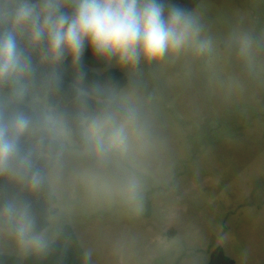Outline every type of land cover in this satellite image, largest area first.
I'll list each match as a JSON object with an SVG mask.
<instances>
[{
    "label": "rangeland",
    "instance_id": "rangeland-1",
    "mask_svg": "<svg viewBox=\"0 0 264 264\" xmlns=\"http://www.w3.org/2000/svg\"><path fill=\"white\" fill-rule=\"evenodd\" d=\"M190 13L203 53L94 69L120 71L127 84L108 105L135 106L150 125L148 147L134 143L112 166L138 180L135 202L85 179L84 130L77 141L53 128L46 98L0 90V105H27L60 147L61 178L48 180L57 200L49 244L69 225L89 264H207L216 247L236 264H264V0H201ZM0 254L31 253L0 228Z\"/></svg>",
    "mask_w": 264,
    "mask_h": 264
},
{
    "label": "clouds",
    "instance_id": "clouds-1",
    "mask_svg": "<svg viewBox=\"0 0 264 264\" xmlns=\"http://www.w3.org/2000/svg\"><path fill=\"white\" fill-rule=\"evenodd\" d=\"M13 25L40 51L41 61L53 66L69 58L74 66L79 65L86 49L99 59L116 58L121 65H136L141 58L151 62L190 49L201 54L207 47L200 39L202 26L197 17L175 5L166 10L163 0H19ZM31 70V60L18 49L14 33L0 32V86L12 85L13 97L22 99L26 89L20 77ZM35 127L34 119L23 111L0 112V176L14 178L31 192L39 191L46 180L58 181L62 170L57 158L46 176L32 154L22 149V137ZM39 127L48 130L49 122L42 121ZM150 140V125L140 109L108 105L85 121V179L102 186L112 183L126 200L137 201L138 180L114 170L113 161L127 155L134 143L147 148ZM3 211L22 253L48 250L46 231H36L28 206L7 204Z\"/></svg>",
    "mask_w": 264,
    "mask_h": 264
},
{
    "label": "trees",
    "instance_id": "trees-1",
    "mask_svg": "<svg viewBox=\"0 0 264 264\" xmlns=\"http://www.w3.org/2000/svg\"><path fill=\"white\" fill-rule=\"evenodd\" d=\"M200 1L163 0V3L166 10L175 5L191 12ZM33 2L38 3L39 0ZM18 4L19 0H0V32L12 31L18 49L31 60V72L20 77L26 85L24 97L27 101L46 98L52 127L71 131L74 139L81 141L86 119L104 109L126 86L127 79L116 69L96 73L94 69L103 67L104 61L94 57L87 49L79 65L74 66L70 58L56 66L42 62L40 51L30 46L24 32L14 28L13 14ZM129 66L137 69L140 62ZM10 89L9 84L0 86V90ZM15 111L25 112L36 122V127L22 137L21 146L25 152L32 154L36 167L47 176L59 157L60 147L55 140L39 130L35 115L27 105L18 102L0 105V112L4 115ZM56 202L48 180L39 191L31 192L14 178L0 176V228L10 229L3 210L5 205L12 204L17 208L28 206L35 220L36 231H44L49 226L48 216L53 212ZM0 264H89V261L85 260L84 250L72 227L64 225L45 253H31L23 259L0 254ZM207 264L236 263L226 256L223 248L216 247L212 250Z\"/></svg>",
    "mask_w": 264,
    "mask_h": 264
}]
</instances>
